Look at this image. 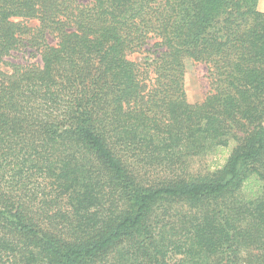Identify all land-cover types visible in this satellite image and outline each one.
Returning a JSON list of instances; mask_svg holds the SVG:
<instances>
[{"label": "trees", "instance_id": "1", "mask_svg": "<svg viewBox=\"0 0 264 264\" xmlns=\"http://www.w3.org/2000/svg\"><path fill=\"white\" fill-rule=\"evenodd\" d=\"M258 1L0 0V264H264Z\"/></svg>", "mask_w": 264, "mask_h": 264}, {"label": "rangeland", "instance_id": "2", "mask_svg": "<svg viewBox=\"0 0 264 264\" xmlns=\"http://www.w3.org/2000/svg\"><path fill=\"white\" fill-rule=\"evenodd\" d=\"M257 8L259 11L264 12V0H259ZM30 27H35L37 22L31 21L28 24ZM48 41L55 43V40L48 38ZM148 56L141 53L132 55L135 61H142ZM40 57L37 53L31 52L28 49L20 48L19 51L13 52L5 59V64L0 66L2 72H10V63H34L39 62ZM184 90L186 99L189 103L194 104L203 100L205 95L211 90L210 80L207 73V66L200 63L186 62V71L184 76ZM213 155L204 158H194L190 162L189 171L191 173H200L207 170V165L213 159ZM214 168L215 165H211Z\"/></svg>", "mask_w": 264, "mask_h": 264}]
</instances>
